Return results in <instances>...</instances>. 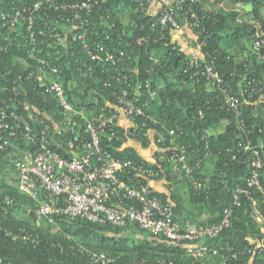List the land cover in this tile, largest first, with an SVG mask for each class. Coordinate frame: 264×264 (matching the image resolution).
<instances>
[{
    "label": "built area",
    "instance_id": "1",
    "mask_svg": "<svg viewBox=\"0 0 264 264\" xmlns=\"http://www.w3.org/2000/svg\"><path fill=\"white\" fill-rule=\"evenodd\" d=\"M131 1L137 3L142 13L150 15L152 5H159L153 14L156 16L154 24L159 27V34L153 37L155 43L166 39L168 32L173 35L174 31L185 26L193 29L201 49L208 43L206 37L201 41L199 38L208 34L205 22L211 15L199 12L195 8V0ZM1 2L2 0L0 5ZM107 2L108 0H80L57 3L54 0H37L33 3H21L10 9H0L4 25L13 33L20 47L29 46L30 57L35 61V66L27 63L30 70L25 75L21 74L15 82L18 84L20 81H29L35 86V90L55 98L63 115L62 122H56L47 113H39L37 109L27 115L22 113L20 109L26 105L22 84L13 85L8 100L3 101L0 107V150L5 151L11 147L14 149L10 156L13 157L17 186L36 202L35 208L31 210V228L22 226L18 232L6 228V234L13 241H27L35 238H32V232L37 233L43 227L44 219L54 222L55 218L62 217L83 218L104 226H137L154 236L161 235L183 243L190 255L198 260L193 264H235L233 262L241 255L240 251L223 249L208 240L219 237L231 225L232 206L239 203L241 195H246L252 201L253 212L261 223L263 235L259 246L264 248V211L250 189L256 186L264 193L256 170L251 177L245 179L244 184H236L233 204L225 208L219 221L210 223L180 216L175 211V203L171 199L165 201L161 193L151 186V180L163 177L165 168L162 165L165 163H171L173 174L186 180L194 192H201L211 182V178L196 175L202 169V161L198 159L195 163H190L185 145H178L172 138L167 142L163 135L156 137L154 129L148 127L150 124H160L147 112L150 98L155 99L157 91L152 90L148 82L145 91L149 97L144 98L141 89L139 96V90L133 93L131 84L134 79L124 72L133 59L135 51L132 45L129 44L128 50H124L123 42L120 46L114 44L115 38L107 31L109 26L111 29L115 27L114 22L108 25L103 21L102 32L97 29L94 17L108 20L111 16L101 10V6ZM58 22L63 27L57 26ZM144 28L145 25L141 30ZM92 33L100 36V42L94 40L93 46L88 41V36ZM145 41L148 39L144 35L135 40L138 45H144ZM76 42L87 53L90 61L95 62L85 64L87 69L82 71L83 76L93 77L96 65L99 67L100 64H110L116 67L115 74L103 81L105 87L119 84L120 90L114 93L113 104H100V96L96 94L95 105L92 107L70 101L62 69L52 62L50 53L45 56L38 54L41 52L40 44L51 51L50 49L56 48L58 50L60 46L68 48ZM251 49L257 60H264L263 30L257 31ZM151 59L159 62L158 57L151 56ZM191 61L196 69L194 76L202 77L214 85L221 100L235 112L238 123L244 125L241 119L243 106L249 98L264 95L263 82L254 75H248L237 92L233 81L217 69L210 53L195 52L191 55ZM231 75L234 76L235 72ZM92 93L90 90L89 94ZM121 117L128 119L129 124L123 125ZM199 117H204L203 111L199 113ZM33 122L40 126L38 133L34 130ZM62 129L70 132L75 139L57 143L55 135L61 133ZM170 135H174L173 130ZM145 138L149 143L154 140L158 146L153 161L144 158H119L109 148L110 145ZM24 139L35 145V148L19 152L20 148L16 147L15 140ZM202 139H207V136L203 135ZM53 142L58 145V149L52 147ZM250 145L243 147L248 148ZM255 154L260 155L259 151ZM250 162L255 168H262L264 165L260 157L253 158ZM222 183L225 187L229 185L225 179H222ZM65 237L76 243L68 246L59 244L58 247L77 257L85 256L82 264H121L118 257L110 253L91 249L69 235ZM40 241L33 242L39 244ZM154 264L174 263L160 259Z\"/></svg>",
    "mask_w": 264,
    "mask_h": 264
},
{
    "label": "trees",
    "instance_id": "2",
    "mask_svg": "<svg viewBox=\"0 0 264 264\" xmlns=\"http://www.w3.org/2000/svg\"><path fill=\"white\" fill-rule=\"evenodd\" d=\"M35 1L37 0H2L0 9H10L21 3ZM54 1L61 3L80 0ZM204 1H194L199 12L211 15L205 22L208 34L199 38L201 41L206 37L208 42L202 47V51L214 57L217 69L233 81L237 92L239 85L243 84L244 78L248 75H254L264 84V60H257L256 54L252 49L249 50L257 31H264V0H230L234 5L232 8L221 6L225 0H215L212 8L205 7ZM239 4L250 6L247 21L240 17V11L236 8ZM101 10L111 16L108 20L94 17L99 32H102L103 21L108 25L114 22L115 27L112 29L107 26V31L115 38L114 44L120 46L123 42L124 50H128V45L131 44L135 51L133 59L124 70L134 79L131 84L133 93L139 90L137 93L139 96L141 89L142 96L149 97L145 91L148 82L151 89L157 91L156 98H150L147 112L160 124H150L148 127L154 129L156 137L163 135L167 142L172 138L178 145H185L190 163H195L198 159L202 161V169L196 172V175L211 178V182L201 192H194L184 179L173 174L171 163L162 165L165 168L163 177L166 176L172 183L184 181L189 186L191 203H199L201 209L212 211L207 221L201 220V213L198 215L187 212L185 215L183 205L177 202L178 197L175 196L172 201L175 203L176 213L197 222L219 221L224 215L225 208L233 204L236 184H244L245 179L251 177L256 170L264 187V165L262 168H255L250 162L256 157H260L264 162V95L248 99L243 106L241 117L244 125H240L235 112L221 100L217 88L204 78L194 76L196 69L192 64L191 55L173 39L172 33L168 32L166 39L156 43L153 41V37L159 34V27L154 24L155 15L142 13L137 3L131 0H108L101 6ZM3 22L0 17V107L3 101L8 100L10 90L17 84L15 81L18 77L30 70L27 63L35 66V61L30 57L29 46L20 47L18 40ZM56 25L63 27L61 22ZM144 25V30H141ZM141 35L148 39L144 45L135 42ZM88 37L92 46L94 40L100 42V36L96 33L89 34ZM230 43L234 44L231 49ZM235 45L239 47L234 49ZM39 48L41 49L39 55L45 56L50 53L52 62L62 69L67 80L70 101L92 107L95 105L96 94L100 96L102 105L115 102L114 93L120 90L119 84L109 87L103 85V81L115 74V66L96 65L93 77L83 76L82 71L87 69L85 64L95 62L90 61L78 42L72 43L68 48L60 46L58 50L56 48L48 51L49 48L43 44H40ZM245 53L249 54L248 57L240 59ZM151 56L158 57L159 62L153 61ZM233 72L234 76L231 75ZM18 84H22L25 90L23 99L26 105L20 109L22 113L27 115L37 109L39 113H47L52 120L62 122V110L55 98L43 95L38 89L35 90V86L29 81H20ZM161 84L164 87L160 86ZM90 90L93 91L92 95L89 94ZM201 111L204 112L203 118L199 117ZM33 125L38 133L40 126L36 122H33ZM171 130L174 131V135H170ZM60 132L55 135V140L59 144L71 138L75 139L65 129ZM203 135H206L207 139L203 140ZM140 141L144 146L149 144L147 138ZM240 144L251 145L245 148ZM15 145L20 148L19 152L35 148L27 139L15 140ZM52 147L58 149L55 143ZM109 148L119 158L143 159L135 149L125 147L124 144L110 145ZM13 150L12 147L5 151L0 150V264H82L85 256L80 258L66 250L61 251L58 247L59 244L68 246L76 243L66 238V235L91 249L105 251L118 257L121 264L142 262L154 264L160 259L173 261L174 264L198 262L183 243L166 239L161 235L154 236L138 229L137 226L129 228L104 226L83 218L62 217L55 218L54 222L44 219L43 227L37 233L32 232V238H35L13 241L6 234V228L16 232L22 226L31 228L33 225L31 210L36 206L33 198L22 193L18 186L8 181L9 174L14 171L16 175L10 156ZM256 151H259L260 155L255 154ZM207 163L213 166L209 173L204 172ZM222 179L229 182L227 187L222 183ZM250 189L264 211V193L256 186ZM161 195L167 201V195L163 193ZM232 209L231 225L219 237L209 239L208 242L226 250L240 251L241 255L233 262L235 264H264V248L259 246L263 235L261 223L253 212L252 201L246 195H241L239 203L233 205ZM39 239L41 240L39 244L33 242Z\"/></svg>",
    "mask_w": 264,
    "mask_h": 264
},
{
    "label": "crops",
    "instance_id": "3",
    "mask_svg": "<svg viewBox=\"0 0 264 264\" xmlns=\"http://www.w3.org/2000/svg\"><path fill=\"white\" fill-rule=\"evenodd\" d=\"M211 1L205 0L203 2L204 6L207 8L213 7L212 5H215L216 1L215 0L214 1L211 0ZM224 2L225 1H223L221 3V6H223V7H225ZM246 6H248V5H246ZM158 7H159L158 4L152 5V7L150 9L151 14H155ZM248 8L250 9V6ZM240 17L244 21H247L249 19V16H247V14L244 16L242 15V11H240ZM173 39L175 41H177L182 46L183 50L190 55H192L195 52L200 53V54L202 52V49L198 45L197 36L195 35L193 29L188 27V26H185L182 29L174 31ZM233 45L234 44H231L230 49L233 47ZM251 46L252 45L249 46L250 51H251ZM237 47H239V45H235L234 49H237ZM248 55H249L248 53H245V55L243 57L241 56L240 59H243V58L245 59L246 57H248ZM160 86L164 87L163 84H161ZM242 98H243V96H242ZM249 100H246L245 103H247ZM120 122L123 125L129 124V120L126 119L125 117H121ZM152 135H154L153 132H152ZM124 146L135 149L144 159H148L149 161H151V160L153 161L156 158V152L158 150V146L154 140H152L146 146H144L142 144V142H140V141L129 140L124 144ZM212 168H213V166L211 165V163H207V165L205 166L206 170L204 169L205 170L204 172L209 173L210 171L213 170ZM184 181H186V180H184ZM184 181H179L178 183H175L173 181V183H172L170 180H168L166 178V176H164V177H161V178H158L155 180H151L150 184H151V186L156 188L160 193L166 194L168 199L173 200L175 198V196L178 197L177 202L179 204L183 205V208L185 209V215L187 214V212L191 213V214L196 213L198 215H199V213H201V216H200L201 220L207 221L210 218V215H211L210 213L212 211L209 209L203 210V209H201L199 203H195V202L191 203L190 202L189 198L191 195V191H190L189 186H188L189 184L187 185ZM139 237H142V236L139 235Z\"/></svg>",
    "mask_w": 264,
    "mask_h": 264
},
{
    "label": "rangeland",
    "instance_id": "4",
    "mask_svg": "<svg viewBox=\"0 0 264 264\" xmlns=\"http://www.w3.org/2000/svg\"><path fill=\"white\" fill-rule=\"evenodd\" d=\"M225 7L226 8H232L234 5H232L230 3V0H225ZM249 6H246V5H243V4H239V5H236V8L239 10V11H242V15H246L247 13V10L249 9L248 8ZM212 8V7H211ZM11 160L13 161V157H11ZM8 181L11 183V184H14L17 186V177L15 175V172L13 171L12 174H9L8 175Z\"/></svg>",
    "mask_w": 264,
    "mask_h": 264
}]
</instances>
